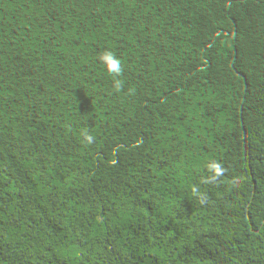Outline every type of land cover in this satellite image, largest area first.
<instances>
[{
  "label": "trees",
  "instance_id": "16d2710c",
  "mask_svg": "<svg viewBox=\"0 0 264 264\" xmlns=\"http://www.w3.org/2000/svg\"><path fill=\"white\" fill-rule=\"evenodd\" d=\"M26 17L0 38V78L40 91L0 93V264H264V0H0V29Z\"/></svg>",
  "mask_w": 264,
  "mask_h": 264
},
{
  "label": "rangeland",
  "instance_id": "374dc122",
  "mask_svg": "<svg viewBox=\"0 0 264 264\" xmlns=\"http://www.w3.org/2000/svg\"><path fill=\"white\" fill-rule=\"evenodd\" d=\"M19 26H14L9 29H0V38L7 40H16L24 37L36 36V29L33 19L30 17L23 18ZM1 68V65H0ZM6 93V100L2 104V108L7 110L11 103L22 95H30L38 97L39 89L30 82H23L16 72L4 74L0 78V93Z\"/></svg>",
  "mask_w": 264,
  "mask_h": 264
},
{
  "label": "clouds",
  "instance_id": "9594fccd",
  "mask_svg": "<svg viewBox=\"0 0 264 264\" xmlns=\"http://www.w3.org/2000/svg\"><path fill=\"white\" fill-rule=\"evenodd\" d=\"M99 61L105 66L107 72L112 75L113 77V88L115 91L120 92L123 90L124 87V82L123 80L119 79L123 74V68H122V63L121 60L116 56V54L112 51H104L102 52L99 57ZM81 136L83 137V141L87 145H91L95 137L91 135L89 132L82 131ZM208 173L207 177L202 178L201 182L204 184H213L216 183L220 177L224 176L226 173L227 169L217 160L213 159L210 162H208L205 165ZM192 192L195 195H200V191L198 186L193 185L192 186ZM201 202L203 203V199H201Z\"/></svg>",
  "mask_w": 264,
  "mask_h": 264
}]
</instances>
